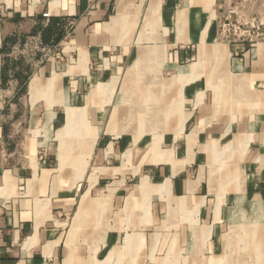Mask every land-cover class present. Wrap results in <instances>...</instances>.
<instances>
[{
	"label": "crops",
	"instance_id": "crops-1",
	"mask_svg": "<svg viewBox=\"0 0 264 264\" xmlns=\"http://www.w3.org/2000/svg\"><path fill=\"white\" fill-rule=\"evenodd\" d=\"M227 19L263 30L264 0H0V264H132L123 233L160 218L216 238L197 264H248L221 249L230 223L259 260L264 37L224 38ZM30 38L61 45L59 70L13 53ZM157 66L171 79L143 78Z\"/></svg>",
	"mask_w": 264,
	"mask_h": 264
},
{
	"label": "rangeland",
	"instance_id": "rangeland-1",
	"mask_svg": "<svg viewBox=\"0 0 264 264\" xmlns=\"http://www.w3.org/2000/svg\"><path fill=\"white\" fill-rule=\"evenodd\" d=\"M142 47H148L149 50H155L154 46H142ZM131 67V64H127L124 66V69L121 73V75H118L116 78H113L115 80V87L116 91L118 93L120 92L121 87L126 85V91L129 92L130 89L134 90V84L133 82H130L128 71ZM160 67L157 66L156 75L159 74L157 77L153 76L151 77H143L144 79H161L165 82V80L171 79L169 75H172L173 72L171 70H162L159 69ZM110 82V83H111ZM143 85H140L139 88L145 87ZM126 92V95H129V93ZM137 93H134L131 95V97H135ZM115 95V94H114ZM116 95L117 94L116 92ZM133 100V99H132ZM129 109V108H126ZM125 108L123 110H126ZM107 118H109V115L112 112V109H107ZM123 115H126L125 111L122 113ZM108 122V121H107ZM124 126L128 127L127 131H132L133 133H138L137 130L138 124L132 123L129 124V119L125 118L123 120ZM126 131V132H127ZM153 132L152 130L147 129L145 133L138 134V135H146L147 133ZM129 133V132H128ZM63 147V146H62ZM208 173V168L206 169ZM209 174V173H208ZM93 217L89 220H86L83 225H85L84 230L89 231H95L97 228V224L101 225V220H97L98 214L95 212L93 213ZM141 223V222H140ZM140 223L137 222V226L134 225L133 228H129V230L126 229L127 233H123L122 235V241L119 245L121 247L120 249H124L126 240L129 236L132 238L135 235L136 237L142 238V243L140 245H135L134 247L139 246V253L137 255V258L135 259V262L132 264H197L199 261H204L206 258H210L212 256L211 252L208 248L216 241V238L213 237V235H206L205 237H201L200 239H196L193 235L192 225L189 220H181V221H169L168 219L164 220V218H160V220L154 221L152 224L145 223V226H142ZM124 227V226H123ZM209 227V226H208ZM235 227V223H230L226 225V228L224 230L222 241L220 242L221 249H226V243L228 246L234 245L235 246V256H244L245 259L248 261V264H264V249L259 253V260L254 259L252 261V258L247 256L248 254H251L250 256H255V254L248 253L245 251V245L242 242L243 238L239 236L241 232L240 229H236V232L233 236V230ZM71 229L70 225L67 227V231ZM245 238V237H244ZM251 238H247L251 241ZM141 240V239H140ZM230 244V245H229ZM226 245V246H225ZM203 247L204 249L201 251H197L196 248ZM228 254V253H227ZM226 254V255H227ZM108 254L103 255L102 257L98 258V262L103 263L105 258ZM224 255V254H223ZM251 258V259H250ZM225 259V258H224ZM224 259L222 261H224ZM244 259V260H245ZM91 259L85 260V263H88ZM261 262V263H260ZM84 263V264H85Z\"/></svg>",
	"mask_w": 264,
	"mask_h": 264
},
{
	"label": "built area",
	"instance_id": "built-area-1",
	"mask_svg": "<svg viewBox=\"0 0 264 264\" xmlns=\"http://www.w3.org/2000/svg\"><path fill=\"white\" fill-rule=\"evenodd\" d=\"M73 30V23L69 24L68 32L65 36V42L70 40ZM221 34L224 38L235 42L254 43L256 40L264 37V29L257 25L244 27L238 22H232L227 19L221 23ZM14 54H27L31 58L39 56L38 64H50L54 70H59L64 61L61 45H46L41 40L30 38L27 40L25 48H15Z\"/></svg>",
	"mask_w": 264,
	"mask_h": 264
}]
</instances>
